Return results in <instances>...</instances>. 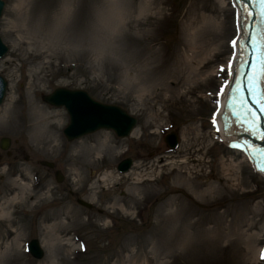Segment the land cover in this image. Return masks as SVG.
I'll return each mask as SVG.
<instances>
[{"label": "rangeland", "instance_id": "374dc122", "mask_svg": "<svg viewBox=\"0 0 264 264\" xmlns=\"http://www.w3.org/2000/svg\"><path fill=\"white\" fill-rule=\"evenodd\" d=\"M4 1L0 107L14 103L0 124V264H264V175L212 121L238 33L232 0ZM57 87L137 123L68 141L65 108L43 100Z\"/></svg>", "mask_w": 264, "mask_h": 264}, {"label": "water", "instance_id": "95a60500", "mask_svg": "<svg viewBox=\"0 0 264 264\" xmlns=\"http://www.w3.org/2000/svg\"><path fill=\"white\" fill-rule=\"evenodd\" d=\"M236 4L241 7L242 20L240 44H241V55H243L244 61L241 71L237 72V76L233 80V85H230L233 93L232 98L236 95L238 88L243 89V93L246 97V106L251 114L258 117V126L262 130L261 134H258V141L264 146V118L253 104L249 102L248 91L249 89L254 94L255 98L256 91L254 82L251 78L252 73L260 74V69L264 66L261 63L264 60V3L261 0H235ZM4 7V1L0 0V16ZM8 47L2 42L0 38V57H3L7 52ZM7 88V81L0 75V104H2ZM43 100L50 105L54 106H65L67 109L70 122L67 127L63 130L64 135L68 140L79 138L87 133L94 132L100 128H112L115 133L119 136L128 135L136 124V118L130 116L125 110L116 105L100 103L91 98L84 90L76 89L71 90L63 87L56 88L51 94L43 96ZM230 100V102H231ZM258 100V99H257ZM231 107L233 105L231 104ZM86 111V112H84ZM240 132H244L250 137L255 135L253 131L247 125L245 126L242 120L236 122ZM176 134H169L165 141L173 147L177 142ZM9 145V138H0V147L6 149ZM259 150V149H258ZM262 153V152H261ZM264 155V153H262ZM264 160V158H263ZM132 160L127 158L123 160L118 168L119 170H126L130 166ZM42 165L53 168L54 163L49 161H41ZM264 166V163H263ZM63 178L60 170L55 171V179L60 182ZM77 202L85 207L90 208L91 204L85 202L82 199H77ZM28 251L36 259H40L44 250L40 245L38 239H32L28 243Z\"/></svg>", "mask_w": 264, "mask_h": 264}, {"label": "bare ground", "instance_id": "6f19581e", "mask_svg": "<svg viewBox=\"0 0 264 264\" xmlns=\"http://www.w3.org/2000/svg\"><path fill=\"white\" fill-rule=\"evenodd\" d=\"M233 1L234 2L232 4H234V7L236 8V11H237V14H238L237 21H238L239 31H240V24H242L241 23V16L242 15L240 14L241 13V9H240L239 6H237V4H235L236 3L235 0H233ZM212 19L213 18H209L208 17V19H205V23H207V24L209 23L210 26L213 24V27H214L215 20L213 22ZM238 36H240V33L238 34ZM239 40L237 41V39H236L235 41H237V43L235 45L233 44L234 45V48H235V51L233 53V60L230 63H228V65H227V66L230 67V73L227 75L226 78H224V80L228 79V85H226V89H225L224 95L221 96L220 106H219L218 110L216 111V117L214 119V122L219 124V127H217L218 130H219L218 131V137L217 138L220 141H222L225 144H227V145L228 144H230V145H236V144L240 145L239 147H241V149L244 151V152L242 151L243 152V155L245 157L249 158V160L254 165V167L261 174L264 175V171H260L259 170L260 168H264V166L258 162V159L255 156V154L250 151V147H247V146H245V145H243L241 143L242 142V139L248 137V135L250 133L247 135L244 132H237L233 128L225 130L223 128L222 122L220 120V115H221V113L223 111V107H224V103H225V100H226V95L228 93L229 85L231 84V82L233 80V76L232 75H233L234 69L236 67V65H235L236 62L235 61H236V58L238 57L239 49H240V46H241ZM30 75H32V74H30ZM12 79L13 78H11V80ZM12 86H13V83L10 82V87H12ZM12 88H14V87H12ZM13 96H14L13 93L9 94V96H8L6 102L4 103V105L2 107H0V124L7 121V117L10 114V112L12 111V109H13V107H12L13 106V103H14V97ZM84 112H86V111H84ZM38 119H39L38 120V123H42V122L45 121V117H38ZM254 119H256L255 116H250L249 119H248V123L250 124V126L252 125L254 128H257L258 126H257V123H256V121ZM251 139H252L253 144L259 143L256 140V138L253 137ZM53 141H56V139H53ZM110 173H111L110 171L103 172L102 175H101V177H100V180H106V179H108V177L111 175ZM124 175H126V173ZM136 178L138 179V176ZM18 180H22V179H18ZM139 187L140 186L137 185L135 191L138 192L139 191ZM2 215H3V212L0 211V217Z\"/></svg>", "mask_w": 264, "mask_h": 264}, {"label": "snow or ice", "instance_id": "6c2138e0", "mask_svg": "<svg viewBox=\"0 0 264 264\" xmlns=\"http://www.w3.org/2000/svg\"><path fill=\"white\" fill-rule=\"evenodd\" d=\"M262 3H264V0H261ZM237 43V41H233V44L235 45ZM262 64H264V60L261 61ZM260 72L261 73H264V67H262L260 69ZM251 75V78L253 79V81L255 82L256 80L260 79V76L257 74V73H252L250 74ZM261 100H264V96L261 97ZM264 110V109H262ZM260 171H264V168H260L259 169ZM261 258L264 259V250H262L261 252Z\"/></svg>", "mask_w": 264, "mask_h": 264}]
</instances>
